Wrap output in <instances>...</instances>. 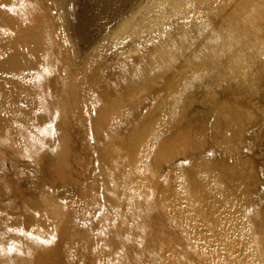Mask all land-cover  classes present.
<instances>
[{
	"label": "rangeland",
	"instance_id": "obj_1",
	"mask_svg": "<svg viewBox=\"0 0 264 264\" xmlns=\"http://www.w3.org/2000/svg\"><path fill=\"white\" fill-rule=\"evenodd\" d=\"M0 122V264H264V0H0Z\"/></svg>",
	"mask_w": 264,
	"mask_h": 264
},
{
	"label": "bare ground",
	"instance_id": "obj_2",
	"mask_svg": "<svg viewBox=\"0 0 264 264\" xmlns=\"http://www.w3.org/2000/svg\"><path fill=\"white\" fill-rule=\"evenodd\" d=\"M130 0H125V2L127 3V2H129ZM228 18V17H227ZM234 20V19H233ZM231 21V20H230ZM233 22V21H232ZM230 23V22H229ZM136 27V26H135ZM208 39H209V37H208ZM206 42V41H205ZM214 46V45H213ZM16 112V111H15ZM1 123V122H0ZM0 128H1V126H0ZM10 129V128H9ZM9 133H12V131H8V130H6V129H4L3 131L2 130H0V137H3V138H5V140H6V138H9ZM13 134V133H12ZM11 134V135H12ZM14 138V137H13ZM2 141V140H1ZM3 144V143H2ZM2 144H0V145H2ZM3 145H5V144H3ZM0 196H2V195H0ZM5 229V228H4Z\"/></svg>",
	"mask_w": 264,
	"mask_h": 264
}]
</instances>
